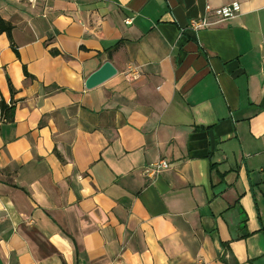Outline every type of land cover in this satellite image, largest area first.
Listing matches in <instances>:
<instances>
[{
	"label": "crops",
	"instance_id": "crops-1",
	"mask_svg": "<svg viewBox=\"0 0 264 264\" xmlns=\"http://www.w3.org/2000/svg\"><path fill=\"white\" fill-rule=\"evenodd\" d=\"M235 2L239 18L191 29ZM0 15V264H264V0Z\"/></svg>",
	"mask_w": 264,
	"mask_h": 264
},
{
	"label": "built area",
	"instance_id": "built-area-1",
	"mask_svg": "<svg viewBox=\"0 0 264 264\" xmlns=\"http://www.w3.org/2000/svg\"><path fill=\"white\" fill-rule=\"evenodd\" d=\"M73 1V0H71ZM34 3V1H32ZM207 13L214 15L218 21L212 23L207 19L203 20H195L191 23V29L197 32L211 29L212 27L224 23L233 21L241 15V6L239 3H232L220 9H213L212 7H207ZM170 169V164L167 161H160L154 165L147 167L144 170V175L146 177H158L163 172L168 171Z\"/></svg>",
	"mask_w": 264,
	"mask_h": 264
},
{
	"label": "water",
	"instance_id": "water-1",
	"mask_svg": "<svg viewBox=\"0 0 264 264\" xmlns=\"http://www.w3.org/2000/svg\"><path fill=\"white\" fill-rule=\"evenodd\" d=\"M117 73L118 71L115 69L112 63L107 62L99 71H97L88 79L86 88L88 90L95 89L114 78Z\"/></svg>",
	"mask_w": 264,
	"mask_h": 264
},
{
	"label": "trees",
	"instance_id": "trees-1",
	"mask_svg": "<svg viewBox=\"0 0 264 264\" xmlns=\"http://www.w3.org/2000/svg\"><path fill=\"white\" fill-rule=\"evenodd\" d=\"M14 31V26L10 23L5 21L0 15V36L6 34L11 37ZM1 111L3 115V119L7 122H12L14 120V108H9L5 103L1 104Z\"/></svg>",
	"mask_w": 264,
	"mask_h": 264
}]
</instances>
